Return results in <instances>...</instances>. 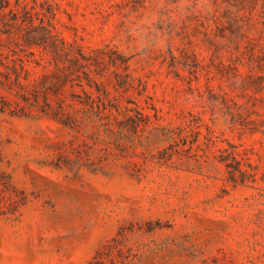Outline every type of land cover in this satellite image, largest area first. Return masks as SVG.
<instances>
[{
  "label": "rangeland",
  "instance_id": "rangeland-1",
  "mask_svg": "<svg viewBox=\"0 0 264 264\" xmlns=\"http://www.w3.org/2000/svg\"><path fill=\"white\" fill-rule=\"evenodd\" d=\"M0 264H264V0H0Z\"/></svg>",
  "mask_w": 264,
  "mask_h": 264
}]
</instances>
